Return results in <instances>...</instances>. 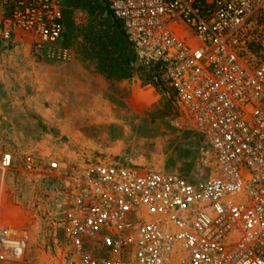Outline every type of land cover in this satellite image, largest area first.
Here are the masks:
<instances>
[{"label":"built area","instance_id":"obj_1","mask_svg":"<svg viewBox=\"0 0 264 264\" xmlns=\"http://www.w3.org/2000/svg\"><path fill=\"white\" fill-rule=\"evenodd\" d=\"M71 1L0 0V43L68 59ZM86 1L122 34L124 73L169 89L211 169L48 161L69 191L64 250L37 264H264V0ZM12 165L1 153L0 183ZM25 248L0 198V264H31Z\"/></svg>","mask_w":264,"mask_h":264},{"label":"rangeland","instance_id":"obj_2","mask_svg":"<svg viewBox=\"0 0 264 264\" xmlns=\"http://www.w3.org/2000/svg\"><path fill=\"white\" fill-rule=\"evenodd\" d=\"M66 16L60 47L70 52L68 59H48L25 43H0V154L13 157L0 198L25 234L24 258L31 264L64 250L69 191L62 174L47 171L48 161L111 162L141 171L174 167L184 177L202 162L209 173L212 162L169 89L152 88L131 68L124 73L112 53L128 48L109 15L72 0ZM28 155L37 172L24 171Z\"/></svg>","mask_w":264,"mask_h":264},{"label":"crops","instance_id":"obj_3","mask_svg":"<svg viewBox=\"0 0 264 264\" xmlns=\"http://www.w3.org/2000/svg\"><path fill=\"white\" fill-rule=\"evenodd\" d=\"M200 137V136H199ZM201 139V138H200ZM162 172H167V173H172V174H177V173H173V172H177V170H176V168H172V167H168L167 169H166V171H162Z\"/></svg>","mask_w":264,"mask_h":264},{"label":"snow or ice","instance_id":"obj_4","mask_svg":"<svg viewBox=\"0 0 264 264\" xmlns=\"http://www.w3.org/2000/svg\"><path fill=\"white\" fill-rule=\"evenodd\" d=\"M53 167H55V165Z\"/></svg>","mask_w":264,"mask_h":264}]
</instances>
